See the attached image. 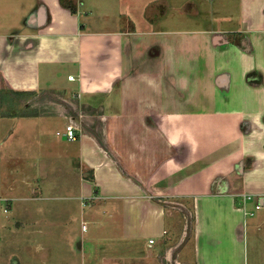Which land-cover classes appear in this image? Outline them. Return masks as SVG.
I'll use <instances>...</instances> for the list:
<instances>
[{"label": "crops", "instance_id": "0c3cea01", "mask_svg": "<svg viewBox=\"0 0 264 264\" xmlns=\"http://www.w3.org/2000/svg\"><path fill=\"white\" fill-rule=\"evenodd\" d=\"M171 199L178 263L264 248V0H0V264H164Z\"/></svg>", "mask_w": 264, "mask_h": 264}, {"label": "rangeland", "instance_id": "374dc122", "mask_svg": "<svg viewBox=\"0 0 264 264\" xmlns=\"http://www.w3.org/2000/svg\"><path fill=\"white\" fill-rule=\"evenodd\" d=\"M15 98V101H14ZM19 97H8L7 100H4L8 110L11 111L15 115L19 114L23 108H19L18 106L21 104L17 103ZM67 118L64 121L65 123L73 122L74 120L70 118V115L64 114ZM68 120V122H67ZM76 126V125H75ZM78 131V127L76 126ZM64 130V129H63ZM60 132H57V134ZM78 138V137H77ZM77 140V139H76ZM17 178V175H16ZM15 178V179H16ZM171 202H167L168 216H167V225H166V234L164 238H162L161 242H159L154 248L156 253L159 256L166 257V248L170 249V258L169 262L164 260V264H183L181 261L177 262L179 251H183L188 255L192 252V229H193V210H192V202L188 199H171ZM181 203V204H179ZM83 204V203H82ZM257 219L261 221V228L263 229L264 235V209L261 211H256ZM86 224V223H85ZM255 235V237H254ZM254 237V238H253ZM251 243H250V254H249V264H264V248L260 245L263 243L262 240L258 241V234L254 230L251 234ZM163 250V251H161Z\"/></svg>", "mask_w": 264, "mask_h": 264}, {"label": "built area", "instance_id": "2783aa9c", "mask_svg": "<svg viewBox=\"0 0 264 264\" xmlns=\"http://www.w3.org/2000/svg\"><path fill=\"white\" fill-rule=\"evenodd\" d=\"M72 78L73 77H69V79H72ZM76 130H77V128L73 124V122H68V123H65L63 132L58 133V134H61L68 141H75L77 139ZM261 206H262V203L256 204V209L260 208ZM82 229L83 230L86 229L85 223L82 225ZM153 243H154V240H149V244H153Z\"/></svg>", "mask_w": 264, "mask_h": 264}, {"label": "trees", "instance_id": "16d2710c", "mask_svg": "<svg viewBox=\"0 0 264 264\" xmlns=\"http://www.w3.org/2000/svg\"><path fill=\"white\" fill-rule=\"evenodd\" d=\"M72 12H75L74 8H70Z\"/></svg>", "mask_w": 264, "mask_h": 264}]
</instances>
